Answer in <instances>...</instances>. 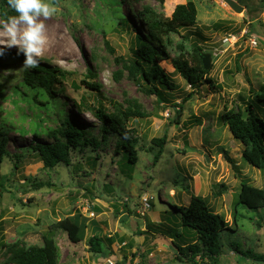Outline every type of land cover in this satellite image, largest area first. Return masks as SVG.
I'll use <instances>...</instances> for the list:
<instances>
[{
	"label": "rangeland",
	"instance_id": "rangeland-1",
	"mask_svg": "<svg viewBox=\"0 0 264 264\" xmlns=\"http://www.w3.org/2000/svg\"><path fill=\"white\" fill-rule=\"evenodd\" d=\"M187 1L196 5V24L169 33V42L164 40L167 58L158 60L175 84L174 90H167L170 101L164 102L144 92L128 76L125 65L132 59L135 31L145 36L139 18L143 7L170 17L176 4ZM236 1L244 7L240 12L223 0H49L57 12L44 21L48 42L39 61L68 73L67 79L61 78L63 91L54 99L42 94L36 100L31 89L21 85L20 92L16 91L22 79L20 59L24 57L17 54L16 48L7 49L2 56L7 59L13 54L17 58L12 57L14 60L0 70V128L6 131L10 153L0 166V263L9 255L7 245L19 240L42 244L40 234L57 220L78 212L89 217L87 205H93L94 219L101 223L116 219L120 208L129 207L136 223H142L144 217L146 223L173 224L180 215L176 206L188 204L191 195H197L205 197L234 229L223 234L220 264H263L244 258L239 250L264 253V206L256 211L238 208L236 221L232 212L240 181L264 189V172L244 161L243 145L219 118L227 110L244 109L248 98L252 99L264 86V0ZM198 30L204 39L195 34ZM243 30L240 47H227L218 41L226 33ZM252 35L258 39L255 47L247 44ZM194 42L201 45L203 52L211 53L212 63L197 86L190 88L174 72L171 59L182 51L190 57ZM215 48L219 53L213 56ZM82 81L98 83L107 111L124 110L134 102L145 114L126 121L137 137L135 163L129 164L121 154H115L111 133L95 151L87 146L76 148L70 154L69 165L59 163L44 168L32 151L34 143L52 140L49 133L65 113L100 137L99 120L90 110L74 104L81 97L93 103V93ZM187 93L191 96L184 100ZM163 136L161 154L153 164L158 147L152 139ZM19 153L23 154L20 162L12 156ZM35 182L42 185L35 186ZM220 183L226 189L218 187ZM143 195L146 202L141 201ZM139 213L141 218L136 217ZM150 216L154 219L150 220ZM86 223V238L74 245L77 256L72 250L67 255L66 250L74 249V242L66 232H52L59 249L58 264H91L93 257H99L93 252L92 257L82 259L89 255L87 239L93 226L88 220ZM131 226L126 227L128 234L134 222ZM176 231L166 236L152 234L149 243L137 237L143 231L134 230L135 238L120 248L119 254L124 257L111 259L114 264H187L175 260L170 241L176 240ZM179 231L187 237L195 235L188 227ZM131 247H135L133 252Z\"/></svg>",
	"mask_w": 264,
	"mask_h": 264
},
{
	"label": "trees",
	"instance_id": "trees-1",
	"mask_svg": "<svg viewBox=\"0 0 264 264\" xmlns=\"http://www.w3.org/2000/svg\"><path fill=\"white\" fill-rule=\"evenodd\" d=\"M159 1L163 2L164 0ZM12 15H16V13L8 6L7 0H0V19L4 20ZM139 18L145 29V36L135 31V47L132 59H129L125 68L128 70V76L144 92L157 95L160 101H170L167 97V90H174L175 84L164 71V68L159 65L158 60L167 58L164 40L169 33L194 27L197 19L196 5L193 1L178 3L170 17H164L149 7H143ZM122 22L123 25L126 24L125 20ZM216 28H219V25ZM195 34L199 39H204L199 30L195 31ZM165 41L169 42L168 39ZM192 49L193 52L190 57H187V53L182 51L176 58L171 59L174 72H177L190 88L196 87L204 73L209 71L204 69L200 58V54L203 52L201 45L194 42ZM12 57L17 58L13 54L9 55L7 59L0 56V70L7 66L8 61L14 60ZM23 60V58L20 59V62ZM20 68L22 79L19 87L15 90L17 91L21 85L31 89L34 92V100L42 94H46L49 99H54L55 95L63 91L61 78H68L67 72L46 62L39 61L38 66L33 69H26L22 66ZM88 74L91 77L93 75L90 69ZM82 83H85V86L93 93V103H87L86 99L81 97L79 102H74V104L76 107H85L90 110L99 120L100 137L92 135L88 127L77 122L72 115L63 113L64 117L60 120L61 123L49 133L52 140L34 143L31 147L32 151L38 156L44 168H52L59 163L69 165L70 154L76 148L82 150L87 146L95 151L108 141L110 138L108 133H111L115 143V154H121L122 158H125L129 164L135 163L137 160L135 148L137 137L133 136L134 130L126 126V121L128 117H139L145 114L140 111L138 106L134 105V102L124 110L107 111L103 106V98L99 93L98 83L94 81H82ZM71 84L77 86L74 81H71ZM18 92L20 91L18 90ZM251 92L254 91L251 90ZM185 96V98L183 97L184 100L191 96V93H187ZM240 98L243 97L240 96ZM246 102L244 109L239 107L236 110H227L219 118L227 125L232 137L243 145L241 153L244 161L264 172V86L259 87V91L255 92L252 99L248 98ZM41 104H43L42 101ZM174 106L180 108V105ZM179 115L180 112L177 113V117ZM152 142L158 147L153 156L154 164L161 154L165 138L164 136L153 138ZM6 155H10L7 148L6 131L0 128V166ZM12 156L18 162L23 158L22 153L12 154ZM1 185L0 183V195L3 192ZM34 185L40 186L42 183L35 182ZM218 187L226 189L222 183ZM263 206L264 189L251 185L246 180L240 181V188L233 204V221H236L238 208L243 207L248 211H256ZM176 211L180 215L173 224H168L167 221L161 223L147 222L146 231L166 236L170 231L177 230L175 232L176 240L170 241L174 248L176 261L187 264H220L223 234L233 232L232 225L220 213L216 212L202 196L191 195L188 204L176 206ZM138 215L141 216V214ZM86 220L97 227L98 222L95 219L83 217L78 212L77 215L66 216L52 223L44 233L40 234L42 239L40 245L25 244L21 240L7 245L9 255L0 264H58L59 249L52 232L56 229L63 230L71 242H79L84 238L88 228ZM181 227L193 229L195 235L193 237L185 236L182 231H179ZM95 231L97 228L87 239L89 250L94 253H102L104 252V245L110 247L114 240L105 234L102 235L101 231L100 233ZM232 244L236 245L234 242ZM239 253L246 259L264 264V253H256L252 249H240Z\"/></svg>",
	"mask_w": 264,
	"mask_h": 264
},
{
	"label": "clouds",
	"instance_id": "clouds-1",
	"mask_svg": "<svg viewBox=\"0 0 264 264\" xmlns=\"http://www.w3.org/2000/svg\"><path fill=\"white\" fill-rule=\"evenodd\" d=\"M7 3L16 15L0 20V56L7 49L16 48L17 54L24 57L22 67L36 68L48 42L44 21L56 14L57 7L49 0H7Z\"/></svg>",
	"mask_w": 264,
	"mask_h": 264
},
{
	"label": "crops",
	"instance_id": "crops-1",
	"mask_svg": "<svg viewBox=\"0 0 264 264\" xmlns=\"http://www.w3.org/2000/svg\"><path fill=\"white\" fill-rule=\"evenodd\" d=\"M129 211H131V209L129 207H126V208L122 207V208L119 209V213L117 214V218L116 219H112V220H108L107 219L106 221H103L104 223H101L100 221L98 222L99 226L97 228V231H95V232L100 233V228H102V231H101L102 235L105 234L108 237H112L114 241L112 242L110 247L104 245V252L96 254L99 257L96 258L95 260L93 259L94 258L93 257L92 261H91V264H108L106 262V258H111V257H114V256H116V258L120 257V259H122L124 256H120V254H119L120 253V248H122V246L125 245L128 241H130V240L135 238V236L133 234L134 230L139 229V230L143 231L137 237L142 238L141 239L142 242H144L145 240H148V242L150 243V241L153 238L152 234H155V233L146 231V226L147 225H146V220L143 219L144 217H142V220H141L142 223H136V221L132 219V218H134L133 217L134 213H132V212L129 213ZM136 217H139V215L136 216ZM94 218H96V217H93V219ZM139 218H141V217H139ZM149 219L153 220L154 217L150 216ZM123 220H125V221L123 222ZM96 221H97V219H96ZM131 222H134L135 227L132 230V233L128 234L127 230H126V227H127V225L131 226ZM94 230L95 229H94L93 226L90 227V236H91V234H93ZM103 231H104V233H103ZM155 235H158V234H155ZM85 238H86V233H85V236H84L83 240ZM135 240H136V243H140L137 239H135ZM72 244H73V242H72ZM75 244H78V242H74L73 246ZM70 250H72V252H73V254L75 256L78 255V252L75 251V246H74V249L69 248L68 250H66L67 251V255H69V251ZM129 250H130V248L127 249V251H129ZM134 250H135V247H131V251L133 252ZM87 254H89V255H87V257L86 256L82 257V259L88 258V256L92 257L93 252H91V251L88 252L87 251ZM87 261L90 262L88 259H87ZM62 264H64V263H62ZM123 264H125V263H123Z\"/></svg>",
	"mask_w": 264,
	"mask_h": 264
},
{
	"label": "built area",
	"instance_id": "built-area-1",
	"mask_svg": "<svg viewBox=\"0 0 264 264\" xmlns=\"http://www.w3.org/2000/svg\"><path fill=\"white\" fill-rule=\"evenodd\" d=\"M244 30L241 31L238 34L235 33H226L224 36H221L218 41H220L221 45H225L227 47H234L235 45L237 46H241V42L243 41L242 38L244 37ZM258 39L256 36L252 35L250 37L247 38V44L249 45V47H255L257 45ZM219 53L218 49L215 48V50L212 52L213 56H216ZM141 201L142 202H146L147 201V197L146 196H141ZM93 205H87V209L90 210L89 214H90V218L94 217V210H93ZM91 208V209H89ZM106 262L108 264H114V261L111 258H107Z\"/></svg>",
	"mask_w": 264,
	"mask_h": 264
},
{
	"label": "water",
	"instance_id": "water-1",
	"mask_svg": "<svg viewBox=\"0 0 264 264\" xmlns=\"http://www.w3.org/2000/svg\"><path fill=\"white\" fill-rule=\"evenodd\" d=\"M223 1L236 12H240L244 9V7L240 5L236 0H223ZM200 58L202 60L204 69H209L212 63L211 61L212 58L210 53L202 52L200 54Z\"/></svg>",
	"mask_w": 264,
	"mask_h": 264
}]
</instances>
